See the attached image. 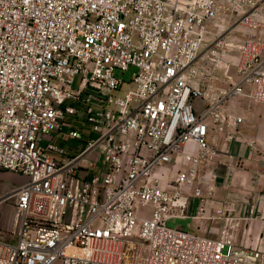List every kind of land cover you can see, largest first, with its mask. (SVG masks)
Returning <instances> with one entry per match:
<instances>
[{"label": "built area", "instance_id": "built-area-1", "mask_svg": "<svg viewBox=\"0 0 264 264\" xmlns=\"http://www.w3.org/2000/svg\"><path fill=\"white\" fill-rule=\"evenodd\" d=\"M263 12L264 0H0V169L28 178L0 198L14 211L0 264H264L231 232L264 222V200L242 218L218 208V238L167 225L190 193L203 199L205 167L237 141L255 150L227 103L264 105ZM236 15L255 33L207 44L216 22ZM232 53L236 80L219 92ZM80 111L95 135L81 155L41 145L65 129L83 141L67 121Z\"/></svg>", "mask_w": 264, "mask_h": 264}, {"label": "rangeland", "instance_id": "rangeland-1", "mask_svg": "<svg viewBox=\"0 0 264 264\" xmlns=\"http://www.w3.org/2000/svg\"><path fill=\"white\" fill-rule=\"evenodd\" d=\"M254 33L255 31L251 26L242 24L239 21L238 15L222 17L216 22L215 27L212 28L207 44H210L213 38L218 34L222 35L227 41L236 43L241 42L244 38ZM231 55L229 74L222 77V79H217L216 89L219 92L228 89L236 80L234 72L236 53H232ZM133 72L134 68L126 72L124 74V80L130 82ZM116 75L121 77L122 71L117 70ZM80 78V76H77L75 79V88H78ZM126 90L127 87H124L123 90L115 92L114 94L116 96H122ZM194 105L197 109L202 108V103L199 100H196ZM227 108L242 114L246 121L245 124L250 127L249 131H246V136L248 141H254L255 150L251 152L253 163L248 166L244 165V162H237L236 168L226 167L225 170L213 174L203 171L200 174L197 184V187L203 190V199L194 198L190 193V204L185 210L184 216L171 218L168 221L167 225L171 228L189 231L192 234L202 237L218 238L221 236V232L226 226L225 222L217 217L216 210L218 208L226 209L232 218L244 217L251 207H256L258 210L262 209V202L264 200V177L261 174V168L263 166L262 157L264 156V119L257 121L256 118L255 121V119H252L253 116H251V114L254 115V113H256L259 117L263 118L264 105L257 104L250 98H237L229 101L227 103ZM67 121L83 132L84 140L61 141L56 144L73 155H81L85 151L87 144L95 137V135L91 133V125H89L84 118L81 119L79 116L70 117ZM260 130L261 134L259 133ZM67 132L68 130L65 129L64 133ZM182 162L183 160L179 159L176 165L169 166L168 170L166 169L165 171H169L170 176L173 177L176 171L182 166ZM225 163L228 164V162ZM212 179H216L217 182L214 184ZM27 180V176L0 169V198L8 194L11 187L21 186L25 184ZM213 185H215V189H211ZM201 207L206 211V216L203 219H196L195 215ZM148 211V208L142 207L140 209L141 214L146 215ZM13 212L11 202L0 205V236L6 239L14 238V234L12 233ZM255 220H259V222H252V220L242 221L239 227L232 229L231 232L235 235L239 247H252L258 249L256 244L262 243L264 233H262L263 231H261V228L260 230L258 229L259 226L261 227V220Z\"/></svg>", "mask_w": 264, "mask_h": 264}, {"label": "crops", "instance_id": "crops-1", "mask_svg": "<svg viewBox=\"0 0 264 264\" xmlns=\"http://www.w3.org/2000/svg\"><path fill=\"white\" fill-rule=\"evenodd\" d=\"M237 114H239V115H241L242 116V114H240V113H238L237 111H235ZM251 116H253V118L252 119H255V121H256V118H257V121L258 120H260V119H264V117L263 118H261V117H259L258 116V114H256V113H254V115H252L251 114ZM79 117L81 118V119H83L84 118V114H83V112L82 111H80V113H79ZM70 118V117H69ZM245 119V118H244ZM251 120V119H250ZM245 122L246 121H244V124L242 125V127H241V132L242 133H244L245 135H246V131H249V126L248 125H246L245 124ZM245 125H246V129H245ZM259 133L261 134V130L259 131ZM259 134V135H260ZM51 140H53V143L56 145V146H58V147H60L58 144H56V143H58V142H63V141H69V140H71V139H69L68 138V136H67V133H63V134H47V135H44L43 137H42V141H41V145L42 146H44V147H46V146H48V144L51 142ZM60 148H63V147H60ZM64 149V148H63ZM65 150V149H64ZM66 151V150H65ZM67 152V151H66ZM251 152H252V149L248 146V145H246L244 142H239V141H237V142H235L234 144H232V154H231V156H224L223 154H221L220 155V157L218 158V160L214 163V164H212V165H210V166H207V167H205L203 170H202V172L203 171H206V172H208V173H215V172H219V171H223V170H225V168L226 167H231V168H236V164H237V162H244V165H248V166H250V165H252V163H253V157H252V154H251ZM68 154H70V155H73L72 153H70V152H67ZM57 159H62V158H60L59 156H56V155H54ZM225 162H228V164L227 163H225ZM85 164L87 165L88 164V162H85ZM212 181L214 182V184L217 182V180L216 179H212ZM13 189V187H11L9 190H12ZM211 189H215V185H213V188H211ZM190 197V199H191V196H189ZM189 204H190V201H189ZM204 208L203 207H201L200 209H199V211L197 212V214L195 215V218L196 219H203V218H205V216L202 218V217H200L199 215V213H201L202 212V210H203ZM255 221H257V222H259V220H252V222H255ZM261 227L259 226V230H260V228H261V231H263L262 233H264V222L261 220ZM258 234V233H257ZM259 238H260V235H259ZM263 238H264V236L262 237V243L261 244H256V246H258V249L260 250V251H263L264 252V244H263Z\"/></svg>", "mask_w": 264, "mask_h": 264}]
</instances>
